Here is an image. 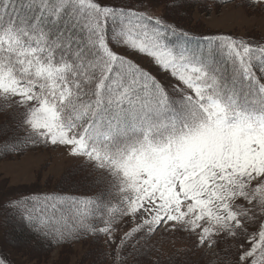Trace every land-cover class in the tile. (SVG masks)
I'll list each match as a JSON object with an SVG mask.
<instances>
[{
    "label": "snow or ice",
    "instance_id": "6c2138e0",
    "mask_svg": "<svg viewBox=\"0 0 264 264\" xmlns=\"http://www.w3.org/2000/svg\"><path fill=\"white\" fill-rule=\"evenodd\" d=\"M0 117V156L77 161L66 187L0 202L33 236L129 264L183 233L220 246L209 264H264V38L197 34L153 0H0Z\"/></svg>",
    "mask_w": 264,
    "mask_h": 264
},
{
    "label": "rangeland",
    "instance_id": "374dc122",
    "mask_svg": "<svg viewBox=\"0 0 264 264\" xmlns=\"http://www.w3.org/2000/svg\"><path fill=\"white\" fill-rule=\"evenodd\" d=\"M186 9L193 8L186 5ZM153 11L197 34L232 33L256 42L264 38V8L248 0H229L221 4L215 1L207 4L205 1L202 6L191 10L190 15L181 12L180 15H184L182 22L173 13L175 8L167 7L166 0H153ZM141 62L151 68L147 59ZM4 157L9 158L4 160ZM76 164L77 161L56 148H36L23 154L0 156V202L20 193L51 192L66 187L69 178L76 179L72 177ZM6 220L5 213L0 209V257L6 258L7 264H84L83 257L90 247L88 239L73 243L69 248L56 246L47 251L39 243L42 239L29 238L26 229ZM167 234L158 231L148 241L153 245L151 250L146 255L131 258L129 264H209L215 259L216 246L207 250L197 249L193 240L183 233ZM27 237L29 241L24 240ZM101 242V246L106 248ZM108 264H113L111 256Z\"/></svg>",
    "mask_w": 264,
    "mask_h": 264
},
{
    "label": "trees",
    "instance_id": "16d2710c",
    "mask_svg": "<svg viewBox=\"0 0 264 264\" xmlns=\"http://www.w3.org/2000/svg\"><path fill=\"white\" fill-rule=\"evenodd\" d=\"M205 1L207 2V4L210 3V2L212 3V1L213 2L215 1L216 3L221 4V3L226 2V1H229V0H187L185 3H183V7L182 8L175 9V11L173 13L177 17V20L179 22H182V21H184L183 20L184 15H180L181 12H183V13L188 12V14L190 15L191 14V10L197 8V6H202V3L205 4ZM218 1H220L221 3L218 2ZM186 5L192 7L193 9H190V10L189 9H186ZM199 34H201V33H199ZM7 158H9V157H4L2 159L5 160ZM6 221H8V220H6ZM8 222L9 223H12L10 221H8ZM12 227L13 226L11 224L10 225V228H12ZM171 235H172L171 233H168L167 234V236H171ZM27 236L29 238H34L35 237V236H33V235L29 234V233L27 234ZM28 237H27V239H24V240L29 241ZM35 239H36V237H35ZM81 240H83V242L86 241V240L87 241H90V247L88 249L89 251L83 257L84 258V261H83L84 264H108L109 257L107 258V260H104L103 257H102V252L105 250V248H103L101 246V244H102L101 241L102 240H97V239H94V238L89 237V238L74 240V241H71V242L61 243V244H58V245L57 244H54V243H51L49 241H46V240H43V241H41L39 243L41 244V246L44 247L43 249H45V250L48 251L50 249H53L56 246H59V247H62V248H69L71 246V244L76 243V242H81ZM150 243H152V242H150ZM157 243H158V241H155V244L156 245H158ZM216 252H220V246L219 245L216 246L215 253ZM221 255L223 256V255H225V253H221ZM215 259H216V257H215ZM94 261H95V263H94ZM9 264H11V263H9Z\"/></svg>",
    "mask_w": 264,
    "mask_h": 264
}]
</instances>
